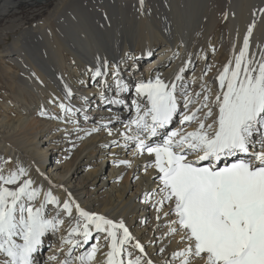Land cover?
<instances>
[{
    "label": "bare ground",
    "instance_id": "bare-ground-1",
    "mask_svg": "<svg viewBox=\"0 0 264 264\" xmlns=\"http://www.w3.org/2000/svg\"><path fill=\"white\" fill-rule=\"evenodd\" d=\"M36 1L0 0V21L16 13L22 4L34 6ZM16 20L0 32L4 29L13 31L18 26ZM250 25L248 51L258 60L264 52V0H56L46 19L30 29L21 30L17 36L13 34L10 43L0 52L8 62L4 69L6 75L0 76V103L22 98L23 102L42 100L43 107H50L28 110L17 117H12L9 109L0 107V172L6 176L9 171L22 167L27 175L21 176L17 185L30 179L33 187L41 190V196L50 191L61 204L65 199L75 200L87 211L114 221L123 220L135 240L144 247V253H140L129 245L133 257L142 256V264L147 260L152 264H178V258L172 253L183 249L187 241L181 240L180 231L168 232L170 222L176 219L175 213L169 211L171 205L167 201L159 205L161 211L157 212L153 198L146 195L158 190L160 184L157 170L146 167L154 157L146 152L138 153L135 142L129 141L125 147L121 135L136 115L133 101L146 104V100L137 97L135 85L157 77L170 84L183 67L182 81L178 83L184 91L178 89L176 93L182 98L183 111L179 122L168 131L181 127L184 95L191 96L193 103L188 107L191 111L202 105L207 93L206 103L215 114L218 111L215 95L221 91L217 76L239 53ZM222 27L228 32V38L213 37ZM136 42L144 45V50L149 53L157 42L160 47L152 59L143 63L142 69L136 72L132 66L124 74V67L132 57L136 65L148 59L144 55L136 56L138 51H133ZM204 43L207 47L220 49L224 45L227 48L223 52L225 56L220 58L217 52L205 59ZM178 45V54H174ZM171 57L170 63L164 66ZM197 60H200V66L194 65ZM72 61L76 65L67 72ZM77 66L83 68V72L78 73ZM97 70L101 72L98 85L104 93L109 88L114 90L115 96L125 93L117 92L118 80L126 86H134L129 99L131 110L124 123L111 120L105 123L108 118L103 122L100 117L85 114L100 93L92 95L94 88H83V80L93 76L86 75L87 72ZM72 76H80L79 85L72 84ZM109 101L98 100L102 106H94L91 112L109 116L108 106L112 107ZM60 103L71 106L74 111L65 113L60 109ZM204 111L207 109L201 107L197 115L202 117ZM211 120L210 117L207 122ZM196 126L194 121L183 127L192 130ZM93 128L97 130L91 131ZM156 140L152 139L153 142ZM56 148L61 149L58 157L61 161L46 164L48 151ZM256 148L259 150V145ZM120 160L130 164H120ZM77 162L85 169L79 175L74 174ZM40 199L38 197L34 202L37 206ZM48 207L57 208L56 205ZM60 214L65 218V224L57 232L42 238L40 247L48 238H53L43 264H60L67 259L69 245L62 243L61 237L68 235V223L64 213L60 211ZM102 236L99 240L96 236L94 239V244H99L100 248L93 264H104L107 242ZM70 264H79V261ZM190 264L204 262L201 257L191 255Z\"/></svg>",
    "mask_w": 264,
    "mask_h": 264
},
{
    "label": "snow or ice",
    "instance_id": "snow-or-ice-1",
    "mask_svg": "<svg viewBox=\"0 0 264 264\" xmlns=\"http://www.w3.org/2000/svg\"><path fill=\"white\" fill-rule=\"evenodd\" d=\"M251 27L239 53L217 76L221 91L215 95V114L206 103L207 93L202 105L191 111V96L184 95L181 127L163 132L178 112L176 93L178 89L184 91L178 83L184 68L170 84L157 77L135 85L137 97L146 104L133 101L136 115L121 135L125 147L129 141L135 142L138 153L154 157L146 167L157 170L160 184L158 190L146 195L153 198L157 212L161 211L159 205L167 201L169 211L175 213L168 232L180 231L181 240L187 241L183 249L172 253L178 264H190L191 255L201 257L204 264H264V52L258 60L255 54H249ZM100 75L97 70L94 78ZM119 91H127V86L118 80ZM109 102L122 103L116 98ZM59 107L65 113L74 111L64 103ZM201 107L207 109L202 117L197 115ZM194 121L197 126L185 130L183 126ZM118 163L130 164L126 160ZM26 175L22 167L6 176L0 172V264H34L33 254L42 238L65 224L60 211L49 214L48 205H56L67 219L68 235L62 236L61 242L70 246L69 255L96 233L97 240L103 234L107 242L104 264H142V256L133 257L129 245L140 253H144V247L123 220L87 211L75 200L65 199L61 204L50 191L41 196V190L33 187L30 179L17 185ZM38 197L41 199L37 206L34 202ZM99 248V244H93L75 259L79 264H93Z\"/></svg>",
    "mask_w": 264,
    "mask_h": 264
},
{
    "label": "rangeland",
    "instance_id": "rangeland-1",
    "mask_svg": "<svg viewBox=\"0 0 264 264\" xmlns=\"http://www.w3.org/2000/svg\"><path fill=\"white\" fill-rule=\"evenodd\" d=\"M56 5V0H37L35 5H25L22 4L16 13L8 15L7 17H5L4 19H2L0 21V29L2 28H6L8 25H10V22L14 19L16 20V24L18 25L13 31L8 30V29H4L0 32V52L3 49V47L10 43L11 39H12V35L15 34L16 36L18 35V33L23 30V29H30L32 26H34L37 22L42 21L44 19L47 18V16H49L50 12L54 9ZM222 30V31H221ZM221 37L224 38L227 37L228 38V32L224 31V28H219V30L217 32H214L213 37ZM212 44V43H211ZM222 46V45H221ZM135 47L133 48V51H138L140 53L137 52L136 56H140V55H144L147 56L148 59L144 60L143 62H138L137 65L134 63V57L131 58L130 62L126 65V67H124L125 71L123 72L124 74L129 71V69L133 66L134 71H138L139 69H142L141 66L143 65V63H145L147 60H150L153 58L152 55L157 54V49L158 47H160V42H157L156 45H154V48L150 50V53L148 52V50H144V45L139 44V42L135 43ZM178 47H175V53L174 54H178L177 53V49ZM203 52L204 53V58L209 59L210 57L214 56V54H216L217 52H219V56L218 57H224L225 54L223 52L226 51V47L223 45L222 49H220L219 47H207L206 43L203 44ZM155 50V53H152V51ZM4 55L0 54V76L2 74L6 75V72H4V69L7 67L8 62L2 58ZM152 56V57H151ZM130 55L127 56V58L125 59L126 61L129 60ZM172 57L169 58V60H167L164 63L165 65H168L171 61ZM197 64L200 66V60H197L196 62H194V65L197 66ZM76 65L75 62L72 61V63L70 62L67 66V72L70 70V72L72 71L73 66ZM85 66V65H84ZM143 67V66H142ZM88 68V67H87ZM129 68V69H128ZM83 68L78 67L77 66V71L78 73L83 72ZM94 73L93 71L87 72L86 75H93L90 78L85 77V79L83 80V88H88V87H92L94 88L92 91V95L96 96L97 93H100L96 99L92 100L90 106L87 107V109L85 110V114L86 115H92L93 117H100V119L104 122L105 118H108L107 121H105V123L109 122L111 120V122H118L120 123H124L123 120L127 118V116L130 113V104H129V99L131 96V93L133 91L134 86H127V91H125V93L121 94L120 96H115L114 95V90H112V88L108 89V92L103 91V89L101 87H99L98 82L100 79V76H96L94 78ZM73 80H72V84H77L79 85V82L81 81L80 76H72ZM202 81V80H201ZM213 82V80L211 81ZM1 83H2V79H0V89H1ZM0 92H2V90H0ZM123 92V91H120ZM7 94V92H5ZM4 93V94H5ZM74 97V96H73ZM113 98L119 99L122 101V103H112V107H109V116L104 117V114H100V113H96V112H91L93 110L94 106H98L101 107L102 103H99L98 100L100 99H105V100H112ZM48 100V98H47ZM43 101L42 100H29L27 99L25 102H23V99H17V100H11V101H2L0 103V107L2 108H6L9 109V112H11V116L12 117H17L20 116V114H25L26 111L28 110H34V109H46V108H50V107H43L42 106ZM182 103V98L181 96L178 97V112L176 115H174L173 120L166 126V129L162 130L163 132H168V130L170 128H172L175 124H177L179 122V115L180 113L183 111V107L181 106ZM114 113V114H112ZM94 121L95 118H94ZM171 124H173L171 126ZM171 126V127H170ZM153 139V138H151ZM156 142H158V140H156ZM59 147V146H56ZM61 149L60 148H56L53 149L51 151H48L47 157H46V164H50V162L54 161V160H58L61 161L60 157L61 156ZM113 161V159H112ZM109 169V167L107 168V170ZM85 171L84 167L82 165H79L78 162L75 164V168H74V174H81ZM103 171H105V165L103 168ZM53 210H57V211H61L60 209H55L53 207H48V212L49 214H55ZM148 219V215L146 217V220ZM57 232V231H55ZM53 232H48L46 234H51ZM96 233H93V237L91 239H89L87 244H84L82 247H75L73 248V251L71 253V255L68 254V250L66 252V258L69 261V264L72 263L75 259L74 255H77V253L79 252H84L87 251V249H89L93 244H94V239H95ZM75 239H80V237L77 235ZM53 241V238H48L46 240V242H44V244L37 250L36 253L33 254V259H34V264H43L45 262V253L48 250V247L50 246V242ZM70 247V246H69ZM78 256V255H77Z\"/></svg>",
    "mask_w": 264,
    "mask_h": 264
}]
</instances>
